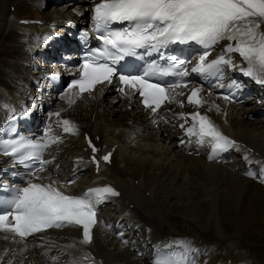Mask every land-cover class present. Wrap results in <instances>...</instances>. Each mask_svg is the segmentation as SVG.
Masks as SVG:
<instances>
[{
    "label": "bare ground",
    "instance_id": "obj_1",
    "mask_svg": "<svg viewBox=\"0 0 264 264\" xmlns=\"http://www.w3.org/2000/svg\"><path fill=\"white\" fill-rule=\"evenodd\" d=\"M46 3L47 0H0V63L5 62L4 67L0 64V88L12 89L21 107L26 103L25 92L30 91V78L27 72L21 71L24 66L21 60L35 55L33 43L42 44V39L37 33L21 34L19 20L41 18V15L52 20L44 11ZM11 6L16 10L12 11ZM84 8L85 5L79 10ZM18 9L28 15L19 14ZM251 91L256 92V88ZM190 93L177 100H183L176 110L184 112V117L202 107L188 103ZM197 98L203 100L205 94L200 92ZM75 99L78 104L73 106ZM88 99V96L72 95L70 100L64 97L54 105L51 121L57 129L62 125L59 122L66 119H78L82 125V130L72 133L69 136L72 138L58 147L57 152L63 160L82 152L84 131L98 135L100 143L106 146L118 144L113 166L103 172L123 191L118 215L133 203L135 206L130 211L139 217V222L152 228L153 238L171 234L193 236L192 241L177 243V247L187 248L178 252L187 264H223L227 259L232 260L230 264H264V182L259 179L264 178V161L256 157V153L238 149L227 165L205 163L181 154L176 146L177 135L167 125L151 132L147 129L138 132L135 124L143 118L146 124V115H139L137 108L129 110L123 96L107 95L100 99L99 94ZM203 106L209 114L227 123L231 133L264 156L263 122H245L241 112L229 114L211 101ZM87 108L89 110L85 111ZM113 111L120 117L109 115ZM168 118L176 128L187 126V119L182 120L181 116L168 114ZM253 162L254 170L260 173L252 178L244 176L241 165ZM229 166L236 167V171ZM95 177L91 173L83 185H89ZM138 180L140 185L135 182ZM112 209L113 202L101 218L93 243L96 252L107 264H149V254L154 249L151 241L141 238V243L128 245L121 240L119 243L113 239L114 232L105 229L107 220L113 217ZM78 237L75 228L50 231L32 242L34 249L30 250V245L13 242L7 233L0 232V264H73L72 255L81 246ZM200 242L210 243L211 247ZM72 244L75 247H68ZM154 244L161 246V243ZM53 257L57 259L52 262Z\"/></svg>",
    "mask_w": 264,
    "mask_h": 264
},
{
    "label": "snow or ice",
    "instance_id": "obj_2",
    "mask_svg": "<svg viewBox=\"0 0 264 264\" xmlns=\"http://www.w3.org/2000/svg\"><path fill=\"white\" fill-rule=\"evenodd\" d=\"M93 11L102 47L95 49V55L85 60L81 79L74 80L70 85L78 87L80 92L93 90L97 83H111V77L116 72L112 65L125 56H136L137 49H145L144 54L151 55V52H159L172 43L194 42L207 49L221 41H229L223 51L239 53L247 62L245 75L264 74V0H99ZM115 23H126V26L113 29L111 25ZM101 58L111 61V64L99 63ZM170 59L174 61L173 68L183 64V61H177L174 56ZM231 63V58L226 59L224 55L210 63H206L202 56L192 71L210 72L219 70L221 64ZM157 69L156 62L152 61L141 75L119 76L120 83L138 92L143 97L144 106L153 112L160 108L164 100L172 102L174 99L159 83L150 82ZM159 71L168 74L164 69ZM186 74L177 73L181 76ZM177 86L179 85H169L171 88ZM119 90L125 91L124 88ZM199 91L192 90L187 97L189 103H203L197 98ZM224 99L229 97L225 96ZM55 115L59 116V113ZM181 118H185L184 114H181ZM192 120V126L187 129L188 135L198 136L200 142L210 138L214 151L236 146V142L224 135L206 116L197 112L192 114ZM59 123L65 132L76 134V126L71 121L63 120ZM49 139L51 143L59 141V137ZM88 143L95 153L97 149L90 140ZM48 146V141L34 142L21 138L8 143L10 152L7 149H3V152L18 156L21 162L38 161L40 167L29 175L40 180L42 177L38 173L44 172V166L50 163L41 158ZM110 155H104L101 159L109 161ZM93 160L95 161V157ZM97 167L99 168L98 162ZM12 191L10 199L0 201V231L12 233L14 237L18 236L23 240L49 228L79 227L82 229L79 243L83 245L92 243V229L98 223L97 204L108 195H119L114 188L105 186L92 188L82 196H75L66 194L54 181L43 184L32 179L27 181V186L17 187ZM68 247H75V244ZM90 258V254L84 256V259Z\"/></svg>",
    "mask_w": 264,
    "mask_h": 264
},
{
    "label": "rangeland",
    "instance_id": "obj_3",
    "mask_svg": "<svg viewBox=\"0 0 264 264\" xmlns=\"http://www.w3.org/2000/svg\"><path fill=\"white\" fill-rule=\"evenodd\" d=\"M52 6H53V5H52ZM60 6H61V5H60ZM60 6H58V7H51V6H49V7L46 9V12H53V11H55V10H57V9H58V11H59V10H60V11L62 10V12H63V9L60 8ZM59 8H60V9H59ZM8 32H9V31H8ZM2 45H3V44H2ZM21 57H22V55L20 56V58H21ZM84 110H85V109H84ZM84 110H83V111H84ZM87 110H89V109L87 108L85 111H87ZM83 111L81 112V114L84 116L85 113H83ZM85 111H84V112H85ZM104 112H106V111L104 110ZM106 113H107V112H106ZM115 113H116V112H114V111H113V112H109V115H111L112 117H120L119 115L115 116ZM117 114H118V113H117ZM80 116H81V115H80ZM83 116H82V117H83Z\"/></svg>",
    "mask_w": 264,
    "mask_h": 264
}]
</instances>
